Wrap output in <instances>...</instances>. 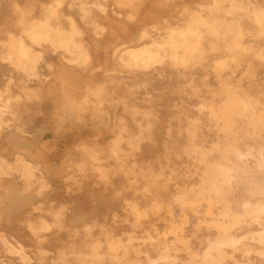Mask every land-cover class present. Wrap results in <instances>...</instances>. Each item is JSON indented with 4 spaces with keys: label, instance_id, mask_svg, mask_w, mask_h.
Masks as SVG:
<instances>
[{
    "label": "bare ground",
    "instance_id": "bare-ground-1",
    "mask_svg": "<svg viewBox=\"0 0 264 264\" xmlns=\"http://www.w3.org/2000/svg\"><path fill=\"white\" fill-rule=\"evenodd\" d=\"M148 1L0 0V264H264V90L246 89L230 77L243 67L244 79L256 81L264 69V0H204L183 8L173 23L165 20L157 34L144 28L133 33L126 25V41L104 47L89 42L70 14L102 37L96 14L109 18V3L112 15L136 25ZM92 52H103L102 61L95 64ZM56 61L82 73L103 70L101 79L68 91L62 115L105 124L115 134L118 168L144 179L145 205L127 201L135 226L163 211L172 218L157 239L148 235L136 245L133 236L117 237L103 226L97 237L96 221L85 214L71 218L68 206L51 196L55 189L43 164L22 152L12 159L3 153L5 146L32 149L42 135L31 114L43 113L39 107L51 96L57 75L66 80L55 75ZM194 71L212 72L218 87L197 83L190 77ZM174 75L179 84L171 95L189 100L178 112L179 130L165 150V167L172 159L191 160L175 178H191L194 185L178 188L166 204L160 194L171 180L161 183L163 173L151 166L144 172L136 162L126 165L128 154L122 153L123 144L136 152L149 143L160 127L161 102L146 99L150 106L142 110L119 89L149 94L154 80ZM84 152L88 163L79 170L89 164L106 177L98 170L97 151ZM64 231L74 242L50 257L53 237L60 240Z\"/></svg>",
    "mask_w": 264,
    "mask_h": 264
},
{
    "label": "rangeland",
    "instance_id": "rangeland-1",
    "mask_svg": "<svg viewBox=\"0 0 264 264\" xmlns=\"http://www.w3.org/2000/svg\"><path fill=\"white\" fill-rule=\"evenodd\" d=\"M165 1L167 0H149L146 6L140 8L136 25L126 22L125 17L112 15L111 10L114 5L109 3V18H105L102 13L96 14L98 24L104 29V36L102 37L95 36L90 25L83 23L76 13L71 11L70 14L85 32V38L89 42L95 40L101 47H104L105 45H116L126 41L128 34L121 31V28L126 25L130 27L133 33H138L141 28H144L151 32V35L157 34L159 31H163L165 20L173 23L178 19L179 12L183 8H193L204 0H169L167 7H162L160 3ZM155 30H158V32ZM92 53L94 54L95 64L98 63V60L102 61L103 52ZM56 64L55 75H65L66 80L61 82L57 75L53 83L51 96L39 107V110L42 109L43 113L31 114L35 116V123L43 129L42 135H39L33 141L35 147L22 150L17 147L5 146L3 153L9 159H12L14 153L22 152L26 154L27 158H32L43 164L47 169L46 175L51 181V186L55 189L51 196L57 199L58 202L65 203L68 206L71 218L76 214H85L90 220L96 221L98 227L95 228L93 233L97 237L100 235L99 226H103L112 231L117 237L133 236L136 245L141 244L148 235L157 239V232H166L172 218L163 211L161 215L151 214L148 219L140 221L135 226L134 218L130 216L128 211L127 201L130 204L135 203L141 208L145 205L147 199L143 190L144 179L125 174L118 168V161L112 155V143L115 134L105 124L92 123L85 119L77 120L68 115H62L66 106V95H69L68 91L74 90L75 92V90H78L84 80L101 79L103 70L96 67L91 73H82L64 67L58 61H56ZM107 66L111 67L112 65L109 63ZM110 74L119 75L116 72H110ZM190 77L199 84L207 82L211 88L218 87V80L210 71L206 73L194 71ZM230 77L234 81L242 80L246 89L254 86L264 90V69H258L256 81L244 79L243 67L231 74ZM172 78V80H154L150 85L149 94H146L144 89L133 92L129 86L119 89L120 95L126 96L129 101L141 107L142 110H147L150 106L146 99L161 102L157 108L160 127L155 131L149 143L145 140L140 150L136 152H130L128 146L123 144L122 153L128 154V158L123 159L126 165L131 166L136 162L144 169V172L147 167L151 166L154 172L163 173L159 179L161 183L171 180L167 184L165 192L160 194L162 201L166 204L173 203L178 188H190L194 185L191 178L183 176L175 178L178 174L183 175L186 167L192 163L191 160L182 157L180 163L177 162L176 164V161L171 158V167H165V150L167 147H171V143L177 138L179 130L178 112L182 101L188 102L189 100L186 97L181 98L174 94L171 95L170 92H173L174 87L179 84L176 75ZM116 82L118 84V81ZM30 108L34 110L36 107L32 105ZM86 149L97 151L96 164L98 170L102 174H106V177L101 176L89 164H87L85 171L79 170L80 165L84 162L88 163L84 152ZM172 168L175 169V172L171 171ZM137 170L139 171V169ZM9 218L11 221L17 219L16 216H10ZM191 231V228L186 231L189 238L192 237ZM55 236L48 247L52 250L50 257H53L55 252L62 246L74 242L66 231L58 235L60 240H56ZM153 253L154 251L151 254Z\"/></svg>",
    "mask_w": 264,
    "mask_h": 264
}]
</instances>
